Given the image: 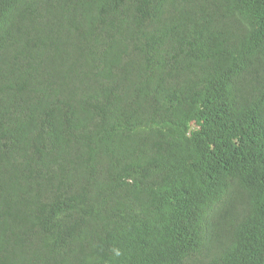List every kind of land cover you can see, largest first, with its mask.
Listing matches in <instances>:
<instances>
[{"label":"trees","instance_id":"1","mask_svg":"<svg viewBox=\"0 0 264 264\" xmlns=\"http://www.w3.org/2000/svg\"><path fill=\"white\" fill-rule=\"evenodd\" d=\"M203 224L264 264V0H0V264H183Z\"/></svg>","mask_w":264,"mask_h":264},{"label":"clouds","instance_id":"2","mask_svg":"<svg viewBox=\"0 0 264 264\" xmlns=\"http://www.w3.org/2000/svg\"><path fill=\"white\" fill-rule=\"evenodd\" d=\"M72 127V126H71ZM70 132H73V134H77L78 131L74 128V126L70 129ZM214 208L217 206V203H214ZM211 213H208V216L210 215ZM91 217L94 219V220H97V221H103V215L102 213L99 211V210H95V211H92L91 213ZM217 216L214 217V219L219 222L221 221V219H216ZM205 230L202 234H199V235H194L193 237L190 238V243L186 246L184 252H185V255H184V260H183V264H185V262L187 261L188 264H200V261H206L208 258H212V251H208L207 250V247H208V234H209V231L207 232V229L205 227V225L203 224ZM191 251H196L199 253L198 256H187V254ZM211 254L210 256H208L207 254Z\"/></svg>","mask_w":264,"mask_h":264},{"label":"rangeland","instance_id":"3","mask_svg":"<svg viewBox=\"0 0 264 264\" xmlns=\"http://www.w3.org/2000/svg\"><path fill=\"white\" fill-rule=\"evenodd\" d=\"M207 255L210 256L211 254L209 253V254H207ZM185 264H188V262L186 261Z\"/></svg>","mask_w":264,"mask_h":264},{"label":"bare ground","instance_id":"4","mask_svg":"<svg viewBox=\"0 0 264 264\" xmlns=\"http://www.w3.org/2000/svg\"><path fill=\"white\" fill-rule=\"evenodd\" d=\"M227 197V196H226ZM220 201V200H219ZM220 202H222V203H225V202H223V201H220Z\"/></svg>","mask_w":264,"mask_h":264}]
</instances>
